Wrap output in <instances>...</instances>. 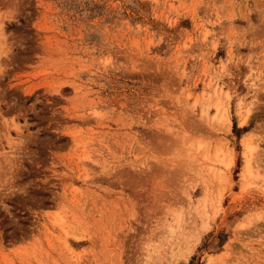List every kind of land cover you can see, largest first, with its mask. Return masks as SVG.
<instances>
[{"label":"rangeland","instance_id":"1","mask_svg":"<svg viewBox=\"0 0 264 264\" xmlns=\"http://www.w3.org/2000/svg\"><path fill=\"white\" fill-rule=\"evenodd\" d=\"M0 264H264V0H0Z\"/></svg>","mask_w":264,"mask_h":264},{"label":"bare ground","instance_id":"2","mask_svg":"<svg viewBox=\"0 0 264 264\" xmlns=\"http://www.w3.org/2000/svg\"><path fill=\"white\" fill-rule=\"evenodd\" d=\"M206 111V110H205ZM216 116V115H215ZM222 117V116H221ZM216 118V117H215ZM219 119H220V117H219ZM207 155V154H206ZM205 158H208V157H205ZM208 160V159H207ZM242 223V222H241ZM243 224V223H242Z\"/></svg>","mask_w":264,"mask_h":264}]
</instances>
